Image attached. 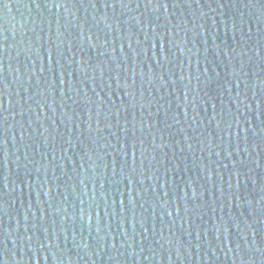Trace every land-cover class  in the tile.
<instances>
[{"label":"water","instance_id":"95a60500","mask_svg":"<svg viewBox=\"0 0 264 264\" xmlns=\"http://www.w3.org/2000/svg\"><path fill=\"white\" fill-rule=\"evenodd\" d=\"M2 264H264V0H0Z\"/></svg>","mask_w":264,"mask_h":264},{"label":"snow or ice","instance_id":"6c2138e0","mask_svg":"<svg viewBox=\"0 0 264 264\" xmlns=\"http://www.w3.org/2000/svg\"><path fill=\"white\" fill-rule=\"evenodd\" d=\"M3 141L2 140H0V143H2ZM0 264H2V262H0Z\"/></svg>","mask_w":264,"mask_h":264}]
</instances>
